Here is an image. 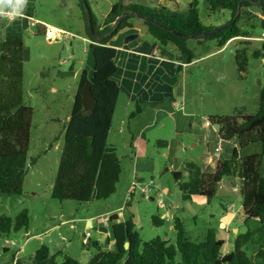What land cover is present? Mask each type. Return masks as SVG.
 <instances>
[{
  "label": "rangeland",
  "instance_id": "obj_1",
  "mask_svg": "<svg viewBox=\"0 0 264 264\" xmlns=\"http://www.w3.org/2000/svg\"><path fill=\"white\" fill-rule=\"evenodd\" d=\"M118 1L141 3L158 10L163 4L161 0H33V18L20 31L24 41L25 101L34 109L28 169L21 194L0 192V216L16 218L26 209L29 225L16 229L12 224L7 233H0V264H11L17 260L29 262L42 245H47L51 253L56 254L58 264H62L66 256L88 263L99 251L95 241H99L102 248L110 249L107 234L99 228V220L105 214L122 220L132 218L143 240L161 235L175 242L176 216L184 221L192 240H203L211 227L217 228L219 235L223 236L225 224H220L221 219L236 212L228 226V242L222 248L223 253L234 248L233 241L239 230L245 231L248 227L255 229L260 224L258 218L246 222L245 213L240 216L243 196L239 190H233L234 184H240L238 176H226L225 190L210 201L201 195L184 199L173 173L180 171L186 175L187 162L203 165L207 145L201 141V133L195 127L179 128L174 119L164 117L162 122L148 129L146 144L137 148V137L130 128V112L126 110L123 93L117 102L108 136V143L116 148L121 159L122 173L117 190L107 198L88 202L61 200L52 196L65 143V126L72 114L81 73L93 62L88 31L91 16L97 28L103 26L113 4ZM172 1L173 5L167 2L165 7L170 11L173 6L175 11H179L175 15L185 17L192 0ZM206 6V0H199L201 17L206 24L220 25L231 19L227 10L211 12ZM260 7L244 9L241 24L245 37L229 42L220 53L216 51L217 55L198 60L193 67L198 84L197 88L190 90L188 104L192 112L197 113L198 122L216 115H246L258 111L264 85V63L263 58L254 55V51L262 50L264 46V41L257 39L264 31V18L254 14V8L263 11ZM168 10L164 9V13L172 15ZM7 18L1 16V20ZM46 25L61 27L70 35L62 33L51 40L50 35L46 34ZM206 42L202 45L195 38L188 40L190 45L196 47L197 57L223 47L217 39ZM245 46L248 47L247 63L244 70H240L236 51ZM212 126L219 130L216 124ZM159 140H166L167 145L160 144ZM213 143L208 147H213ZM258 149L259 145L254 144L243 149L241 154L247 155ZM222 151L220 155L230 157L228 143H225ZM136 180L137 186L132 190ZM144 187L149 188L148 192H144ZM231 203H234V209L227 211L226 207L229 208ZM168 211L169 217H163ZM153 216L165 218L164 224H154ZM90 217L94 220L93 226L87 223ZM108 220L102 221L110 224ZM233 227L240 228L233 230ZM111 234L114 238L112 231ZM257 250L258 245L248 246L252 256ZM120 264H124V261Z\"/></svg>",
  "mask_w": 264,
  "mask_h": 264
},
{
  "label": "trees",
  "instance_id": "obj_2",
  "mask_svg": "<svg viewBox=\"0 0 264 264\" xmlns=\"http://www.w3.org/2000/svg\"><path fill=\"white\" fill-rule=\"evenodd\" d=\"M259 2L264 6V0H207L211 12L227 10L230 13L231 19L220 25L206 24L202 20L199 0L190 2L185 17L176 13L165 14L164 5L158 10L145 4H125L123 1L113 4L103 26L97 28L91 16L88 31L93 70L90 72L85 67L81 73L72 114L65 126V143L52 196L88 202L107 198L117 190L122 173L121 159L116 148L108 143V136L121 92L114 78L118 71V50L110 45L118 33L142 26L159 44L175 45L179 57L190 62L196 54L188 43L189 38H195L202 45L209 39H217L219 45L224 46L235 37L245 36L241 24L244 9L260 5ZM262 22L264 25V19ZM3 30H0V192L12 195L23 191L34 109L26 103L23 88V36L21 33L4 35ZM247 48L236 51L240 70H244L247 63ZM254 55L264 58V46L262 50L254 51ZM89 80L93 82L92 91L96 97L93 111L83 110L81 100L82 88ZM208 119L218 126V133L224 140L236 145L232 156L220 157L213 171L203 170L194 161L186 163V175L174 171L183 198L201 195L210 201L225 190L226 176H238L240 184H234L233 190L242 193L244 221L258 218L260 224L257 228L239 230L233 241L234 248L223 253L226 240L218 237L215 227L208 229L203 240H192L184 221L176 216L175 242L161 235L143 240L132 218L118 221L113 216L114 248L104 250L100 242L95 241L99 251L88 263L66 256L62 264H120L122 261L124 264H264V85L255 114L216 115ZM159 143L167 145L166 140H159ZM254 144L259 145L257 152L241 154L243 149ZM153 222L163 225L165 218L153 216ZM12 224L16 229L28 227V211L22 210L16 218L1 215L0 233H7ZM127 241L130 242L129 248L125 245ZM252 244L258 245L254 256L248 252V246ZM11 264L58 263L56 254H52L47 245H42L31 261L17 260Z\"/></svg>",
  "mask_w": 264,
  "mask_h": 264
},
{
  "label": "crops",
  "instance_id": "obj_3",
  "mask_svg": "<svg viewBox=\"0 0 264 264\" xmlns=\"http://www.w3.org/2000/svg\"><path fill=\"white\" fill-rule=\"evenodd\" d=\"M158 1L160 0H157V2ZM161 2L163 4H160V6H165L167 2H171L173 5L172 0H161ZM259 4L260 5L255 6H261L263 5V2H259ZM33 5V0H25V7L23 8L22 16H17L15 18L8 16L7 19L1 20L0 30L2 28L4 29L3 34L20 33L26 25L30 24V20L33 18V13L31 12ZM206 5L209 9L207 0ZM260 9H264V6H261ZM166 10H168L167 7ZM169 12L176 13L179 11H175L173 6H171ZM254 12L259 18H264V10L260 11L259 9L254 8ZM33 23L34 21H32V24ZM48 26L49 28L52 27L63 30L61 27L55 25H46V29ZM132 32L139 34L138 37L127 40L126 36ZM263 34L264 31L262 32V35ZM1 36L2 35L0 34V44L2 39ZM248 37L253 38V36ZM238 38H243V36H238L229 42ZM229 42L220 49L209 50L203 56H196L194 60L186 62L179 57V52L175 45L169 44L165 47H161L156 39L142 26H136L127 31L118 33L111 40L110 45L116 47L118 50L116 58L118 71L114 75V78L121 87L120 95L123 93L124 98L126 97L125 106L126 110L130 112L128 115L130 116L129 124L135 138L137 137V148L143 147L142 145L146 144L145 134L148 129L154 128L158 122H162L164 117H170L175 120L177 127H182L183 129L186 127H195V129L201 133V141L207 145V151L204 152L203 155L204 162L203 165H201L203 170L213 171L216 168L219 158L224 157L223 155H220L223 151L218 150L217 148L219 146L224 148L225 143L230 145V157L232 156L236 144L224 140L219 135L218 130H215L214 126L207 124L208 118L206 121L201 119L198 122L197 113L192 112L190 105L188 104L190 90L197 88L198 84L193 67L199 62L198 60L201 61L203 58H210L211 56L217 55L216 51L220 53L222 48H224ZM190 47L194 50L196 49L194 45H190ZM196 51L197 50H195V53ZM93 65L94 62H92L91 65L86 66L90 72L93 70ZM185 106L187 108H185ZM209 127H212V130H209ZM207 140L208 142H206ZM212 142H214V148L212 146L208 147V144L212 145ZM165 190L168 191L169 188H165ZM226 209L227 211H230L229 208L226 207ZM164 216L169 217V211L168 213H165L163 217ZM104 217H108V215L105 214ZM233 217L232 214L231 216H226L221 219L222 221L220 220V224L224 223L225 228L222 229L224 231L223 236H220L218 232V237L224 238L226 240L225 244L228 242L227 231L228 226L233 221ZM117 220L121 221L122 219L117 217ZM110 221V224H107V222L104 224V221L101 222L99 228L102 232L107 234V240L110 239L109 248L112 249L115 241L111 234L112 220L109 219L108 222ZM87 223L89 226H93L94 220L90 217L87 220ZM105 228H108L107 231ZM236 228L233 227L232 229L234 230ZM103 249L107 250L106 247Z\"/></svg>",
  "mask_w": 264,
  "mask_h": 264
},
{
  "label": "water",
  "instance_id": "obj_4",
  "mask_svg": "<svg viewBox=\"0 0 264 264\" xmlns=\"http://www.w3.org/2000/svg\"><path fill=\"white\" fill-rule=\"evenodd\" d=\"M138 35L139 34L132 32V33H129L126 36V39L130 40V39L138 37ZM92 84H93L92 80L87 81L84 84V86L82 88V91H81V94H82L81 100H82V103H83V110H86V111H93L95 109V105H96V97H95V95L93 94V91H92ZM244 210H245V207L242 206L240 211L242 213H244L243 212ZM107 229L108 228H105L106 231H107ZM236 230H238V229L236 228ZM125 245H126V248H129L130 242L127 241L125 243Z\"/></svg>",
  "mask_w": 264,
  "mask_h": 264
},
{
  "label": "clouds",
  "instance_id": "obj_5",
  "mask_svg": "<svg viewBox=\"0 0 264 264\" xmlns=\"http://www.w3.org/2000/svg\"><path fill=\"white\" fill-rule=\"evenodd\" d=\"M25 7V0H0V14H3V15H9L11 18H15L17 16H22L23 15V8ZM4 9H9L10 12L8 13H5L3 12ZM115 23V22H114ZM49 28V27H47ZM47 31V29H46ZM47 34V33H46ZM260 37V36H259ZM236 38V37H235ZM234 39V38H233ZM232 40V39H231ZM209 121V119L207 120ZM211 123V121H210ZM212 125V123H211ZM210 125V126H211ZM224 149V148H223ZM231 205H234V204H231ZM243 206V205H242ZM229 209L232 211L234 209H231L229 207ZM239 212L241 213L240 216H244V213H242L240 210ZM235 213V212H234ZM232 213V214H234ZM237 214V213H236ZM234 216V215H233ZM236 216V215H235ZM234 216V217H235ZM105 219H111L110 216H108L107 218L106 217H103Z\"/></svg>",
  "mask_w": 264,
  "mask_h": 264
},
{
  "label": "built area",
  "instance_id": "obj_6",
  "mask_svg": "<svg viewBox=\"0 0 264 264\" xmlns=\"http://www.w3.org/2000/svg\"><path fill=\"white\" fill-rule=\"evenodd\" d=\"M3 12L8 13V12H10V10H9V9H4ZM1 16H9V15H3V14H0V22H1ZM46 33H47V35H50L49 37H50L51 39H55L56 37H60L62 33H66V34H68L66 31L61 30V29H58V28L55 29V30H53L52 27L47 28ZM69 35H70V34H68V36H69ZM257 39L264 41V34H263L262 36L258 37ZM207 124H208V125H211L210 121H207ZM217 149L222 151V150H223V147H222V146H219ZM137 183H138L137 180H136L135 182H133V184H132V185H133V186H132V190H134V189L136 188ZM236 189H237V187H236ZM143 190H144V192H148L149 188H148V187H144ZM132 192H133V191H132ZM233 207H234V205H231V206H230L231 209H233ZM233 215L235 216V215H236V212H235ZM104 219H105V218H102L101 220H99V222H103L102 220H104Z\"/></svg>",
  "mask_w": 264,
  "mask_h": 264
},
{
  "label": "bare ground",
  "instance_id": "obj_7",
  "mask_svg": "<svg viewBox=\"0 0 264 264\" xmlns=\"http://www.w3.org/2000/svg\"><path fill=\"white\" fill-rule=\"evenodd\" d=\"M53 30H55V28H53Z\"/></svg>",
  "mask_w": 264,
  "mask_h": 264
}]
</instances>
